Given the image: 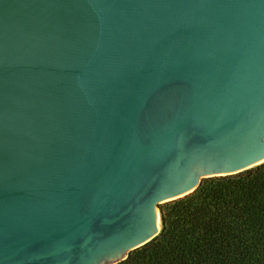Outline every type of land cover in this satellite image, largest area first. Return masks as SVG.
Returning <instances> with one entry per match:
<instances>
[{
    "label": "water",
    "instance_id": "95a60500",
    "mask_svg": "<svg viewBox=\"0 0 264 264\" xmlns=\"http://www.w3.org/2000/svg\"><path fill=\"white\" fill-rule=\"evenodd\" d=\"M263 163L264 0H0V264H118Z\"/></svg>",
    "mask_w": 264,
    "mask_h": 264
},
{
    "label": "trees",
    "instance_id": "16d2710c",
    "mask_svg": "<svg viewBox=\"0 0 264 264\" xmlns=\"http://www.w3.org/2000/svg\"><path fill=\"white\" fill-rule=\"evenodd\" d=\"M162 230L118 264H264V163L160 205Z\"/></svg>",
    "mask_w": 264,
    "mask_h": 264
},
{
    "label": "rangeland",
    "instance_id": "374dc122",
    "mask_svg": "<svg viewBox=\"0 0 264 264\" xmlns=\"http://www.w3.org/2000/svg\"><path fill=\"white\" fill-rule=\"evenodd\" d=\"M167 203H169V202H166V203H164V204H162V205H165V204H167Z\"/></svg>",
    "mask_w": 264,
    "mask_h": 264
}]
</instances>
